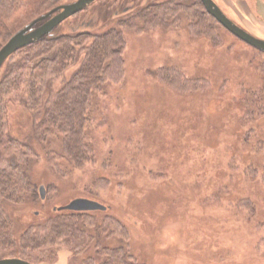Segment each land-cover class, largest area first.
<instances>
[{
    "label": "rangeland",
    "instance_id": "obj_1",
    "mask_svg": "<svg viewBox=\"0 0 264 264\" xmlns=\"http://www.w3.org/2000/svg\"><path fill=\"white\" fill-rule=\"evenodd\" d=\"M156 1L98 0L46 37L56 40L90 28L101 33L120 15ZM214 1L238 26L264 40V0ZM224 29L215 33L219 44L194 38L185 26L127 32L123 63L111 65L121 67L90 101L85 132L93 159L81 168L61 156L62 139H44L31 120L27 135L16 128L25 117L15 115L21 113L18 103L9 102L8 133L26 156L12 159L1 150L0 172L23 170L39 197L2 201L14 234L57 216L71 200L90 199L108 208L90 214L94 223L81 228L90 236L82 247L51 248L55 256L38 264H105L116 249L127 255L126 264H264V170L258 171L264 151L252 150L261 132L255 120L246 119L254 103L264 108V52ZM79 66L67 69L66 78ZM7 69L3 66L0 82ZM168 70L194 81L200 91L159 82L155 74ZM237 121L256 135L244 148L240 144L234 161L256 167L259 178L231 175L239 170L229 157L234 149L228 124ZM213 132L221 133L220 141ZM8 258L0 249V260Z\"/></svg>",
    "mask_w": 264,
    "mask_h": 264
},
{
    "label": "trees",
    "instance_id": "obj_2",
    "mask_svg": "<svg viewBox=\"0 0 264 264\" xmlns=\"http://www.w3.org/2000/svg\"><path fill=\"white\" fill-rule=\"evenodd\" d=\"M73 1L76 0H0V50L14 34L30 22ZM120 16L113 26L106 24L105 30L101 33H95L90 28L87 29L89 32L85 30L68 34L56 40L49 36L44 37L40 42L18 51L5 62L3 66L7 65L8 69L0 82V151L5 150V155L12 159H22L26 156V153L20 150V143L8 133L10 128L8 118L12 119L9 116L8 104L18 103L21 113L15 115L19 114L25 119L22 124L19 122L20 127L16 128H21L23 134L27 135L31 120L34 132H39L43 138L52 135L62 139L61 156L69 159L76 168H81L93 159V150L85 132L90 117V101L97 92L104 90L114 68L117 71L121 67L111 65L123 63L127 32L141 34L157 29L167 31L185 26L194 38L204 37L210 39L212 44H216L220 41L215 34L216 31L224 29L208 14L200 0H157ZM79 62L80 66L75 73L66 78V70ZM260 71L264 74V66L260 67ZM155 75L159 77V82L165 81L179 91L187 92L189 85L192 86L189 91H200L201 86L195 87L194 81L182 80V76L170 70L159 71ZM174 78L175 81L180 78L178 81L180 84L175 82ZM250 116L246 119L255 120L261 132L259 139H256L251 147L255 152L257 150L262 152L264 108L254 103ZM228 125L232 128L234 149L229 157L236 165L233 169L239 170V174L231 172L232 177L259 178L258 171L264 170V166L257 171L256 167L245 166L248 163L243 162V159L234 161L237 152L239 155L240 144L242 147L245 143L250 144L251 136L256 135V130H250L249 126H244L247 127L244 129L242 121ZM215 134L220 141L221 133L213 132V135ZM209 139L211 140L210 136ZM250 155L254 160L253 152ZM11 165L14 166L11 169L19 166ZM13 171L8 169L0 172V249L7 252V256L38 264L40 260L55 256L56 252L51 248L65 246L78 249L90 239L81 228L94 223L90 214L98 211L60 210L61 207L56 211L57 216L31 226L17 237L1 207L2 201L19 204L28 197L37 199L39 197L36 185L32 188L23 170ZM118 184L121 186L122 182ZM243 202L251 205L246 199ZM261 226L264 240V223ZM108 256L111 261L105 264L115 262L126 264L127 255L122 254L121 249L114 250ZM115 257L117 260H113Z\"/></svg>",
    "mask_w": 264,
    "mask_h": 264
},
{
    "label": "water",
    "instance_id": "obj_3",
    "mask_svg": "<svg viewBox=\"0 0 264 264\" xmlns=\"http://www.w3.org/2000/svg\"><path fill=\"white\" fill-rule=\"evenodd\" d=\"M98 0H76L55 8L53 11L40 16L29 25L14 34L0 50V70L5 62L19 50L40 42L51 34L58 26L69 18L83 12ZM209 15H211L223 28L250 47L264 52V40L260 39L233 22L214 0H200ZM40 196L46 198L44 186L40 187ZM78 212L106 211L107 207L99 202L89 199H75L67 206L59 208ZM0 264H32L18 258L0 260Z\"/></svg>",
    "mask_w": 264,
    "mask_h": 264
}]
</instances>
